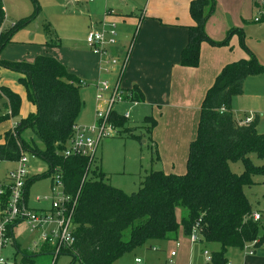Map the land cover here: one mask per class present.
<instances>
[{
	"label": "trees",
	"instance_id": "trees-1",
	"mask_svg": "<svg viewBox=\"0 0 264 264\" xmlns=\"http://www.w3.org/2000/svg\"><path fill=\"white\" fill-rule=\"evenodd\" d=\"M215 10V0L190 3L194 24L188 28V42L181 53L182 67L198 68L202 44L225 47L238 34L239 31L230 29L221 42L208 37L205 26ZM5 18L4 1L0 0V54L12 43L16 30L32 20L25 19L6 30ZM1 69L20 75L27 100L36 106V112L0 136V163H17L23 154H31L48 165L46 176L52 178V185L55 175L60 173L63 193L76 200L72 214L74 242L62 245L56 259L68 255L72 264H114L139 248L151 249V242L175 239L181 227L189 237L196 225L201 244L220 246L211 254L208 264H228L229 249H252L253 253L264 249V231L260 233V221L253 219V208L245 194V189L255 185V176H264V164L255 165L250 159L251 154H256L264 161V133L258 132L256 119L248 125L236 122L232 108L233 99L243 94L245 81L264 74V66L253 55L226 65L206 92L185 174L152 170L142 179L139 190L131 194L112 186L95 162L64 155L84 105L81 80L66 65L45 56H37L33 62L0 58ZM124 91L126 100L142 102L143 95L137 86ZM21 104L17 93L0 87V124L16 118ZM109 122L118 129L117 136L126 133L133 139L146 138L152 144V132L157 125L153 117L145 118L139 136L117 110L110 114ZM28 132L33 138L26 137ZM153 149L159 160L156 148ZM230 162L242 163L244 171L231 172ZM33 181L29 178L26 184V205ZM10 200V188L5 183L0 187V221ZM178 208L186 211L181 222L176 216ZM20 222L8 226L7 238L14 239L12 232ZM14 244L22 256V264H34V258L41 255H54L58 246L51 237L37 252H21L20 246Z\"/></svg>",
	"mask_w": 264,
	"mask_h": 264
},
{
	"label": "rangeland",
	"instance_id": "rangeland-1",
	"mask_svg": "<svg viewBox=\"0 0 264 264\" xmlns=\"http://www.w3.org/2000/svg\"><path fill=\"white\" fill-rule=\"evenodd\" d=\"M3 1L6 13L3 24L4 29H11L17 23L28 18L32 20L16 30L12 43L7 45L0 54V56L6 57L2 59L12 62H33L37 56H45L56 58L66 66L71 67L72 73L87 85L82 87L80 91L84 105L77 123L82 126L96 124L95 84L91 83V79H88L87 75L88 65L93 60L91 54L98 59L100 56L86 47L87 24L92 22L91 24L94 26H103L105 24L104 16L112 15L110 9L114 8L117 0H92V2H89V0L78 2L76 0ZM215 1L216 10L211 17L218 19L219 27L224 28L225 26L227 31L230 29L239 31L238 34L232 36V42L230 40L231 47H229L230 43L225 47L231 51L235 50V47H239L248 58L253 55L264 66V17L262 18L260 15L264 12V0ZM241 13L244 14L242 17H240ZM136 14L140 17L141 12L136 11ZM256 18L262 19L261 22L256 23L254 21ZM227 34L228 32H226L224 39ZM85 52H89V54ZM248 79L244 84L243 94L233 99V106L235 105V108L240 109L235 110L234 113L236 117H242L243 120L246 116H254L255 113L260 115L262 121L259 130L264 132V74ZM251 81L259 82V88L258 85L249 84ZM0 86H8L13 91L14 88L24 90L20 75L7 69L0 70ZM124 104L117 106L116 110L119 114L126 112L127 109ZM32 113H35V106L27 99L22 101L19 115L0 124V136L9 131L13 123H18L19 120ZM144 118L139 119L135 114L129 117L128 126L135 129L136 136L140 135L139 128L144 125ZM26 137L30 139L33 138V135L28 132ZM146 140V138L142 140L133 139L126 133L104 140L98 150L95 167L100 168L106 174V178L112 186L128 194L137 192L144 176L152 170L159 171L157 168L162 165L163 160L160 150L165 147L158 146L159 155L162 159L158 163L153 145ZM189 147L186 156L184 152L185 158L188 157ZM179 154L182 156V153ZM26 156L28 158L27 166L30 179H34L28 189V207L31 210L39 211L41 207L48 208L51 203L52 178L46 176L49 168L43 160L31 154ZM250 159L255 165L264 164V161L260 160L256 154H251ZM16 166V163L11 162L0 163V187L5 185L6 176ZM229 167L230 171L235 174H241L244 171V166L240 162H230ZM186 171L187 158L183 162L182 171L180 172L185 173ZM254 181L255 185L245 189V194L252 205L253 211L258 212L261 216L260 233L262 234L264 231V176H255ZM37 198H40L41 201L36 202ZM185 215L186 211L184 209H177L176 216L180 222ZM56 228V224L45 227L46 230ZM195 235L201 238L198 232ZM14 242L20 246L19 251L21 250V252L27 250L37 252L44 244L40 233L31 232V229L24 223L19 224L15 228L14 239L13 237L9 238L6 247L0 250L2 257L6 259L8 264H21L22 256ZM151 244L152 249L139 248L133 253L125 254L114 264H136L137 259L140 260V264H170L169 256L172 251L177 254L172 259V264H208L207 261L211 254L220 248L218 244L205 246L200 241L193 243L191 237L185 235L182 227L179 229L175 240L154 241ZM178 244H180V247ZM245 254L248 255L249 252L246 251ZM229 257L234 258V254H230ZM72 262V258L68 255H61L57 259L54 255H41L34 258V264H72ZM73 264L80 263L75 262Z\"/></svg>",
	"mask_w": 264,
	"mask_h": 264
},
{
	"label": "crops",
	"instance_id": "crops-1",
	"mask_svg": "<svg viewBox=\"0 0 264 264\" xmlns=\"http://www.w3.org/2000/svg\"><path fill=\"white\" fill-rule=\"evenodd\" d=\"M192 1L117 0L114 8L110 9L112 15L104 16L106 27L112 23L116 24L117 43L110 49V54L120 61L128 56L121 85L124 90L137 86L143 95V100L140 103L122 104L126 105L127 110L125 111H129V117L135 114L139 119L153 117L156 120L157 125L152 132L151 139L159 158L158 163L162 160L158 146L165 147L160 150L163 158L162 165L156 167H158L157 170L166 174H185L180 172L183 162L186 158L188 159V157H184V152L186 156L188 146L196 138L201 104L206 92L212 87L226 65L239 59L248 58L239 47H235V50L231 51L227 47H214L209 43H204L201 47L198 68L188 69L180 65L181 53L188 42V28L194 24L189 12ZM136 11L141 12L140 17L137 16ZM243 15L241 13L240 17ZM261 16L264 17V15ZM256 19L254 20L256 23H260L262 20L256 21ZM91 23L87 24L86 36L91 29L100 30L102 28L101 25L94 26ZM218 24V19L211 17L205 26L206 34L215 42L223 41L226 32H228L225 26L224 28L219 27ZM231 42L229 47H231ZM85 53L89 54V52ZM91 56L93 60L88 65L87 75V78L91 79V83L95 84L101 80L115 82L120 67H115L112 72L106 73L101 70V57L98 59L93 54ZM0 58L6 57L2 55ZM67 68L72 73L71 67L67 66ZM249 84L258 85V88L260 86L257 81H251ZM13 92L17 93L22 101L27 99L25 89L21 91L19 88H14ZM232 108L233 112L240 110L238 107L235 108L233 103ZM248 117L258 120L257 130L259 133H264L259 130L262 121L260 115L255 113L254 116H246V118ZM235 120L241 123L243 118L235 116ZM15 125L16 123H13L11 129ZM179 153H182V156ZM5 183H8V175L5 178ZM49 208L50 205L48 208L41 207L40 210L47 211ZM21 223L24 222L19 224ZM38 233L40 232L38 231ZM178 246L180 247V244ZM246 251L229 249L227 252L228 264H264V249L256 250L254 254L248 255L245 254ZM230 254H234V258L229 257ZM169 259L171 260V256Z\"/></svg>",
	"mask_w": 264,
	"mask_h": 264
},
{
	"label": "built area",
	"instance_id": "built-area-1",
	"mask_svg": "<svg viewBox=\"0 0 264 264\" xmlns=\"http://www.w3.org/2000/svg\"><path fill=\"white\" fill-rule=\"evenodd\" d=\"M76 1L78 2L80 0ZM89 2H92V0H89ZM261 15H264V12ZM256 21H259V19H256ZM86 43L101 57V70L110 73L115 67H120L115 82L111 83L109 80H101L95 83V99L97 104L95 116L97 122L92 126L75 125L73 127V136L64 151L66 157L81 156L87 158L89 163H94L101 143L106 139L114 138L118 134V129L109 122L110 114L116 110L119 104L128 102L134 105L136 102H130L124 98L125 91L121 85V78L128 56L123 61H119L110 54V49L117 43L116 24L112 23L109 27H106V24H104L100 30L91 29L86 37ZM80 86L85 87L87 85L81 81ZM124 117L126 119L129 118V111L124 114ZM252 121L253 118L248 117L239 124L248 125ZM16 164V168L8 174L7 184L10 188L11 200L6 215L0 221V250L6 247L7 241L9 240L6 236L8 226L19 220L24 222L31 229V232L39 231L42 240L46 241L51 237L58 244L54 253L56 258L62 245H72L74 242L72 234V214L76 200L72 201L69 196L63 193V183L59 173L55 175L53 185L51 186L52 199L49 210H31L28 204L26 205L24 202L25 188L30 178L26 154H23ZM40 201L41 199L37 198L36 202ZM253 219L260 221V214L253 213ZM53 224H56V229H45V227L52 226ZM197 228L198 226L196 225L190 235L193 243L201 239L195 235L198 232ZM248 252L249 254H254L252 249L248 250ZM175 255V252H171L170 264L173 263L172 259ZM136 263L141 262L140 260H136ZM0 264H8L6 259L2 257L1 252Z\"/></svg>",
	"mask_w": 264,
	"mask_h": 264
}]
</instances>
